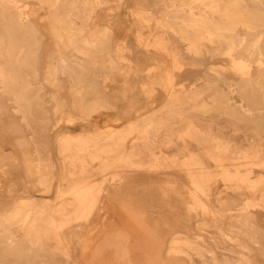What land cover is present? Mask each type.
<instances>
[{"label":"bare ground","instance_id":"bare-ground-1","mask_svg":"<svg viewBox=\"0 0 264 264\" xmlns=\"http://www.w3.org/2000/svg\"><path fill=\"white\" fill-rule=\"evenodd\" d=\"M27 1L0 0V126L39 196L0 209V264H264V0Z\"/></svg>","mask_w":264,"mask_h":264},{"label":"rangeland","instance_id":"rangeland-1","mask_svg":"<svg viewBox=\"0 0 264 264\" xmlns=\"http://www.w3.org/2000/svg\"><path fill=\"white\" fill-rule=\"evenodd\" d=\"M29 5H32L31 7L34 8L33 5H37V3L33 0H28L26 2ZM129 4V2L127 3ZM44 11H39V15H42ZM106 12L103 10L100 13V17H98V22L102 21L103 19L106 20ZM112 14V13H110ZM126 14V13H125ZM104 15L105 18L102 16ZM38 16V15H37ZM45 21L41 22L39 24V29L43 32V36L45 39V42H49L48 33L46 32V24ZM44 29V30H43ZM200 62L202 65L200 66H193V67H185V69L181 70L180 72L175 73V83L177 85L176 88H182L183 90H189L195 85H200L203 83V78L205 77L202 73L197 72L199 69H205L206 67H224L226 64V60H222L219 58L214 59H208L204 58L201 59ZM224 77H229V75L224 74ZM223 88L226 86L222 84ZM53 104H50V102L46 105V110L49 111V114L53 115ZM223 133H226V129L222 130ZM9 132H6V130L0 126V150L2 153L9 156V158L13 161V164L10 166L9 170L4 173L0 174V209L1 208H7L14 200L24 198V197H34L39 196L34 195L32 192H27V188L29 189L30 186L28 184L17 181L18 179L22 178V169L18 167V159L19 153L14 145L15 137L13 135L8 134ZM14 138V139H13ZM249 133L247 134L243 130H240L238 132L233 133L232 142L234 141L237 146L245 147L251 142H253L251 139L248 141ZM233 143V144H234ZM21 172V173H19ZM178 175V174H177ZM178 177V176H177ZM17 179V180H16ZM179 179V177H178ZM221 189L222 184L218 185ZM51 198V197H50ZM260 225L264 228V221H260ZM98 228V226H95V229ZM94 229V228H93ZM93 234L96 233L95 230H91ZM77 251L71 252V254H76ZM252 254H259L260 252H257V250L251 251ZM70 253V252H69ZM71 258V257H70ZM173 259V258H172ZM260 262L263 263V259L261 257L257 258ZM174 261L178 260V258H174ZM180 261V260H179Z\"/></svg>","mask_w":264,"mask_h":264}]
</instances>
